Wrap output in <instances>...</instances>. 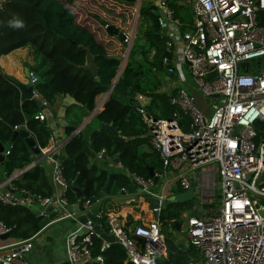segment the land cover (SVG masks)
Returning a JSON list of instances; mask_svg holds the SVG:
<instances>
[{
	"label": "built area",
	"instance_id": "2783aa9c",
	"mask_svg": "<svg viewBox=\"0 0 264 264\" xmlns=\"http://www.w3.org/2000/svg\"><path fill=\"white\" fill-rule=\"evenodd\" d=\"M151 1L169 53L162 56V61L166 64L165 78L175 83L169 85L173 92L168 96L173 109L168 118L154 117L145 109L150 100L148 95L136 92L132 99L145 124L142 135L148 137L157 151L159 174L175 169L178 183L191 188L190 199L194 202L190 205L195 214L184 215L185 229L188 244L196 251L186 264H264V136L255 139L253 125L264 116V0ZM184 5L189 6L190 16L179 17L175 7ZM108 24L103 22L105 30ZM123 33L122 42L129 43L131 33ZM180 64L186 65L188 77L204 97H216L208 114L195 104L192 92L181 84L185 74ZM178 77L181 81L176 84ZM37 78L28 69L26 81L32 83L31 96L39 98L33 87ZM40 103L47 105L43 99ZM33 117L43 120L44 113L39 109ZM235 125L239 128L233 132ZM13 127L17 129L16 125ZM55 135L54 129L48 131L46 143L38 146L37 154L48 160L49 178L60 187L58 194L40 195L12 183L0 189V202L11 206L43 213L44 207L51 203L49 222L74 218L75 214L65 208L68 203H77L80 212L85 213L95 201L94 197L80 200L76 195L73 202L65 198L63 193L69 183L62 176L59 160L51 155ZM104 152L100 148L94 157L101 159ZM36 161L33 159L29 165ZM213 162L219 192L216 198L206 201L202 195L208 187L203 190L200 169ZM193 170L192 183L185 172ZM130 178L144 193H149L154 184L151 176L143 178L130 173ZM162 198L159 196V205L152 208L157 214ZM95 215L102 218L107 232L124 248L123 261L158 264L156 256L164 254L166 247L156 218L125 229L114 212L98 211ZM9 229L0 221V234L8 233ZM91 233L96 234L93 222L86 218L65 235V253L70 264L102 261L100 252L90 254ZM34 235L0 245V264H29L25 253ZM108 243L101 239L99 250Z\"/></svg>",
	"mask_w": 264,
	"mask_h": 264
},
{
	"label": "trees",
	"instance_id": "16d2710c",
	"mask_svg": "<svg viewBox=\"0 0 264 264\" xmlns=\"http://www.w3.org/2000/svg\"><path fill=\"white\" fill-rule=\"evenodd\" d=\"M132 3L134 0H119ZM139 15L147 21L140 23L131 40L125 63L113 83L110 92L99 109L83 129L97 126L100 122L110 123L116 130L95 127L85 140L82 128L62 147L64 156L59 160L63 178L69 183L64 191L68 202L75 201L71 181L77 175V186L81 193L79 199L93 198L107 177V168L97 169L94 163L87 165L94 152L104 149L106 157H117L122 172H116L117 184L126 186L130 173L143 178L148 177L147 166H151L160 177L161 163L148 140L142 135L145 124L134 108L133 94L136 92L150 97L145 105L146 111L154 117L166 116L173 106L168 96L173 89H161L166 77L162 56L169 55L164 47V36L158 25L157 14L152 12L155 5L144 0ZM69 0H0V54L16 47L29 46L34 55V63L29 70L37 75L33 87L38 96L48 104L56 98L69 95L73 101L65 105V125L63 131L71 132L94 107L95 96L104 92L119 65V59L108 53L104 44L96 39L93 31L85 24L75 20L69 7ZM178 8L175 7V13ZM19 19L23 27L13 28L9 22ZM85 48L89 50L96 65V75L80 67L84 61ZM33 98L23 97L9 75L0 68V144L3 146L0 159V180L9 176L14 169H21L32 161V152L19 135L12 136L17 128L24 127L34 137L38 146L46 143L48 123L33 117L39 110ZM256 137L264 136V116L254 122ZM103 158V157H102ZM97 159V158H96ZM156 179V180H157ZM155 182V180H154ZM10 183L24 187L40 195H50L51 187L44 167L33 163L22 170ZM191 200H166L159 208L158 219L167 222L178 217L180 208H188ZM0 221L9 226L8 235L23 239L38 231L35 214L24 206H11L0 202ZM99 225H104L102 218ZM104 227V226H103ZM104 230L105 227L103 228ZM90 254H102L100 263L92 261L83 264H131L125 262L124 248L118 242H110L101 251V238L90 234ZM166 260L158 264H184V261Z\"/></svg>",
	"mask_w": 264,
	"mask_h": 264
},
{
	"label": "crops",
	"instance_id": "0c3cea01",
	"mask_svg": "<svg viewBox=\"0 0 264 264\" xmlns=\"http://www.w3.org/2000/svg\"><path fill=\"white\" fill-rule=\"evenodd\" d=\"M82 23V22H80ZM83 24V23H82ZM34 63V55L33 51L29 46H22V47H16L4 54H0V68L2 69L3 72L8 74L9 76H12L18 80L26 82V77L24 75V68L29 66ZM189 76V75H188ZM187 78L185 76V81H187ZM190 78V77H189ZM184 81V82H185ZM171 86L175 85L174 81L170 78H165L164 79V88L166 86ZM167 88V87H166ZM186 88L192 94H194L195 99H197V95L193 93V87L191 84L186 83ZM103 93H99L95 96V104H99L98 107L94 108V110L90 111L87 115H85L80 123L68 134H66L63 131V126H57L54 130L56 132L55 135V149L52 152V156L55 157L56 159L60 160L64 156V152L62 150V147L68 139H70L78 130L82 128V133L86 141H88L89 134L97 126L92 125L91 127L83 129V126L90 120V118L99 110L101 109L102 102L104 99L102 98ZM39 99H41L39 97ZM103 101L101 102V100ZM101 102V103H100ZM94 104V106H95ZM61 105V98L58 97L56 98L55 102L53 104H48L46 105L48 109L52 112L55 113V111L58 109V107ZM205 114V107L201 103L200 107ZM145 132V131H144ZM143 132V133H144ZM142 133V134H143ZM32 160L37 159V163L41 164L44 167V171L47 174L48 177V182L51 187V193L52 194H58L60 192V187L57 184H54L53 182L50 181L49 178V162L45 157H39V155L36 153H32ZM117 157H106V155L101 158V159H96L95 157H90L88 159L87 165H91L92 163L95 164L97 169L101 168H107V174L112 172L113 173V181L117 184L116 178H115V173L116 172H122V166L119 163V161H115ZM212 163L206 164L203 167H201V173H202V178H203V190L205 186L209 185V182L211 180L210 177V169H213V166H211ZM29 166V165H28ZM27 166V167H28ZM26 167V168H27ZM25 168V169H26ZM19 171V169H14L12 173L9 176H3L2 179L0 180V189L4 188L7 186L8 183H10V180L12 178H15L18 176L16 174ZM154 173L156 171L153 169ZM15 173V174H14ZM178 173L177 170L173 169L171 172L167 171V175L169 177L166 180H163L161 182V187L159 188L160 191L157 192L154 188H150L149 193H144L141 192L140 194L137 195H131L128 196L127 199L123 201H110V200H103L101 202V205L99 207L100 212H107L111 211L116 213V215L121 219L123 222V226L125 229H131L133 226L137 224H142L146 223L149 220L152 219H157L159 224L163 223L162 220L158 219V214L155 215L154 211L149 208L148 206V201L144 198L145 195H155V196H161L163 197L162 199L168 200L167 197L170 195H173L178 192L184 191L186 188H183L174 176ZM14 174V175H13ZM157 174V173H156ZM12 175V177H11ZM162 174H160L161 176ZM166 175V174H165ZM164 176V175H163ZM107 179V177H106ZM105 179V180H106ZM209 179V181H208ZM190 182L193 183V180H189ZM154 185V184H153ZM134 189V187H133ZM191 200V199H190ZM193 200V199H192ZM191 200V201H192ZM194 202V200H193ZM191 209V205L189 207ZM192 210V209H191ZM193 211V210H192ZM187 208H180L178 211V217L177 218H172L168 220L166 223H172V220H177L179 221V218L181 215H187ZM193 213V212H191ZM189 213V214H191ZM78 224V221H76L74 218H62L58 220H54L51 223H49L47 226H45L43 229L39 230L36 232V234L31 238V246L28 251L25 253V258L29 262V264H70L66 257L65 253V243H64V238L65 235L73 230ZM104 225H101L100 228L102 231L107 232V225L105 222H103ZM105 227L106 230L103 228ZM161 232V231H160ZM162 233V232H161ZM164 233H162L163 235ZM177 232L172 228L171 234L169 236L173 237L174 241L177 242L176 237ZM102 239V238H101ZM15 239L9 236L8 234L4 237H0V245L7 244L11 241H14ZM179 248L184 250L185 255L176 253V252H170L168 251L167 248H165V253L166 257L169 256L170 254H178L180 255V258L186 257L187 256V247H190L189 244L187 245L185 242L183 244H177ZM164 253V254H165ZM163 254V256H164ZM195 252H193V255ZM191 255V253H190ZM173 256V255H171ZM188 257L186 258V260ZM186 260H184L186 262Z\"/></svg>",
	"mask_w": 264,
	"mask_h": 264
},
{
	"label": "water",
	"instance_id": "95a60500",
	"mask_svg": "<svg viewBox=\"0 0 264 264\" xmlns=\"http://www.w3.org/2000/svg\"><path fill=\"white\" fill-rule=\"evenodd\" d=\"M135 3L138 2V0H134ZM152 12L154 14H156V10L153 9ZM106 30L109 34L111 35H116L117 38L119 39V41H123L125 35L123 33V31H121L116 25L113 24H108L106 27ZM132 32H131V40H132ZM131 40L129 41V43L127 44V49L124 53V55H119V54H112V56H114L115 58L119 59V65L116 69L115 75L113 76L111 82L109 83L107 89L104 91V97L110 92L111 87L113 85V83L115 82L117 76L119 75L124 63H125V59L130 47V43ZM80 67L88 70L91 75L95 76L96 75V65L93 61L92 55L89 52V50L87 48H85V54H84V61L81 65H79ZM27 72H28V68L25 67L24 68V75L27 78ZM9 78L11 79V81H13V83L16 85V87H18L21 95L23 97H27V98H33L35 100V102L39 105L40 110H42V112L44 113V118L45 121L48 123V127L49 129H55L57 126H63L65 125V118H64V108L65 105H67L68 103L72 102L73 99L65 94L61 96V105L58 107V109L55 111V113H52L47 106H44L40 103V99L34 96H31V87H32V83L30 81H21L18 80L12 76H9ZM99 104H95V106L93 107L92 111L94 110V108L98 107ZM170 115L167 114V118ZM98 127L101 129H105V130H109L112 131L113 133H116V130L112 127V125L110 123H103L100 122L98 124ZM239 128V125H235L233 132H236V130ZM15 135H19L23 138V140L25 141L26 145L29 147V149L31 150L32 153L36 154L39 152L38 149V145L35 142L34 137L28 132V130L24 127H20L17 129H14L12 132V136ZM3 146L0 144V159L2 158V151ZM115 161H117V158L115 159ZM28 165L24 166L23 168L20 169V171L24 170ZM20 171H18L16 174H18ZM15 174V173H14ZM13 174V175H14ZM147 174L148 176H151L153 178V180L157 179V174L154 173L153 168L151 166H147ZM12 177V175H11ZM77 180H78V176L76 175L72 181H71V186H72V190L74 191V195L79 196L81 191L77 186ZM134 187V189H133ZM140 188L139 185L130 178L129 183L124 186L121 187L118 184H116L113 181V173L110 172L107 174V179L105 180V182L102 184V186L97 190V192L94 195V203L91 205L90 209L85 212V213H81L80 209L81 206H79L77 203H68L65 205L66 210L73 212L75 214L74 219L78 222H84L86 218L90 219L93 222V230L94 232L103 240L107 241V242H114L115 241V237L111 234V233H106L104 231L101 230L99 224H98V219L96 217V213L99 211V207L101 205V202L105 199L110 200V201H123L125 199L128 198V196H133V195H137L140 194ZM190 193H191V188H186L184 191L182 192H178L175 193L173 195H170L167 197L168 200H186L190 198ZM147 201H148V206L149 208H155L159 205V197L155 196V195H145L144 197ZM162 200V199H161ZM161 203V201H160ZM52 210V204L48 203L45 207H44V212L40 213L38 211H33L37 220V224H38V231L43 229L45 226H47L49 223H51L52 221L49 222V212ZM155 215H157L156 211H154ZM172 228H174L175 231H178L180 229V222L177 220H172L171 223ZM83 229V227H81L78 230V233ZM8 233L4 232L0 234V237H4L6 236ZM162 240L165 244V247L168 249V251L170 252H176L182 255H185L184 250H182L181 248L178 247L177 243L174 241L173 237L163 234L162 235ZM164 256L166 257V253L164 254ZM186 264V262L184 263Z\"/></svg>",
	"mask_w": 264,
	"mask_h": 264
},
{
	"label": "rangeland",
	"instance_id": "374dc122",
	"mask_svg": "<svg viewBox=\"0 0 264 264\" xmlns=\"http://www.w3.org/2000/svg\"><path fill=\"white\" fill-rule=\"evenodd\" d=\"M144 0H138L137 3L134 1L132 3H125L119 0H69V7L71 8L75 20L82 22L87 25L94 33L96 39L101 41L104 44V47L108 53L124 55L128 42H119L118 38L115 35H108L106 30L103 28V22H107L109 24L116 25L120 30L126 32L128 35L132 32L134 37L137 30L140 29V23L143 25L147 24V21L141 18L139 15L140 5ZM176 14L179 17H188L190 16L189 6L184 5L181 8H178ZM132 37V38H133ZM264 59H262L263 62ZM181 69L186 77H188V72L185 64H180ZM164 80V79H163ZM180 78L178 77L176 84H179ZM186 83L191 84L193 87V93L197 95V99H195V104L198 107H201V103L205 107V112L207 114L211 110V103L216 101V97H204L196 88V85L192 79L189 77L187 81L182 82L181 84L186 88ZM164 81L161 84V89H164ZM169 87V86H168ZM188 90V88H186ZM189 91V90H188ZM194 95V94H193ZM183 122H187V118H183ZM95 126V123H93ZM213 162L211 166H214ZM210 177L211 180L209 185L206 186L207 190L204 191V199L206 201L213 200L216 198V193L219 192L218 189V175L215 170L210 169ZM186 177L188 180H193L195 177V170L186 171ZM169 175H161L157 180H155L154 185L149 187L148 192H150V188H154L157 192L160 191L161 182L166 180ZM177 178V177H176ZM209 181V179H208ZM212 181V183H211ZM166 200L162 199L160 203V207H163ZM193 212L190 208H187V214ZM52 214V213H51ZM195 214V211L193 212ZM180 229L177 232V244L181 245L185 242L188 245V239L186 237V229H185V216L181 215L179 218ZM160 231L166 235L171 234L172 226L171 223H160L159 224ZM187 247V256L180 258L178 256L173 255L171 260H179L184 261L186 258L193 256V252L196 251V248L192 245ZM191 253V255H190ZM166 260V257L162 255L156 256L157 263H162ZM185 262V261H184Z\"/></svg>",
	"mask_w": 264,
	"mask_h": 264
},
{
	"label": "clouds",
	"instance_id": "9594fccd",
	"mask_svg": "<svg viewBox=\"0 0 264 264\" xmlns=\"http://www.w3.org/2000/svg\"><path fill=\"white\" fill-rule=\"evenodd\" d=\"M9 26L13 28H21L23 27V22L19 19H14L9 22Z\"/></svg>",
	"mask_w": 264,
	"mask_h": 264
},
{
	"label": "flooded vegetation",
	"instance_id": "af4514ba",
	"mask_svg": "<svg viewBox=\"0 0 264 264\" xmlns=\"http://www.w3.org/2000/svg\"><path fill=\"white\" fill-rule=\"evenodd\" d=\"M106 32H107V30H106ZM108 33V32H107ZM109 34V33H108ZM109 35H111V34H109ZM116 36V35H115ZM117 37V36H116ZM119 40V39H118ZM119 42H122V41H119Z\"/></svg>",
	"mask_w": 264,
	"mask_h": 264
}]
</instances>
